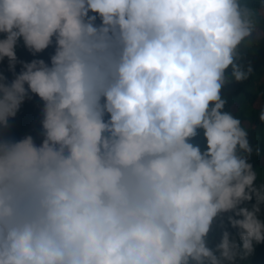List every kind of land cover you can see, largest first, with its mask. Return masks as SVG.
I'll return each instance as SVG.
<instances>
[{
    "label": "clouds",
    "instance_id": "obj_1",
    "mask_svg": "<svg viewBox=\"0 0 264 264\" xmlns=\"http://www.w3.org/2000/svg\"><path fill=\"white\" fill-rule=\"evenodd\" d=\"M262 42L264 0H0V264L250 257L264 172L223 90ZM33 97L39 143L6 134Z\"/></svg>",
    "mask_w": 264,
    "mask_h": 264
},
{
    "label": "trees",
    "instance_id": "obj_2",
    "mask_svg": "<svg viewBox=\"0 0 264 264\" xmlns=\"http://www.w3.org/2000/svg\"><path fill=\"white\" fill-rule=\"evenodd\" d=\"M51 49L45 53L38 54L45 60L48 59ZM17 56L20 60L30 61L34 57L23 47L21 43L17 48ZM254 68L253 76L243 83H232L223 90L224 95L228 99V106L237 112L242 121H246L249 128V140L253 148L259 149V154L253 153L251 163L254 168L260 172H264V123L258 119L259 104L258 93L264 91V42H262L255 55L251 56ZM17 72L20 65L17 64ZM0 72L9 79L12 73L8 70V61L5 59L0 62ZM40 101L33 97L32 100L26 101L20 108L17 116L10 121L12 127L7 130L6 134L14 139L23 138L26 134H31L40 142ZM259 182V181H258ZM238 264H264V244L255 245L254 253L244 261H238Z\"/></svg>",
    "mask_w": 264,
    "mask_h": 264
}]
</instances>
